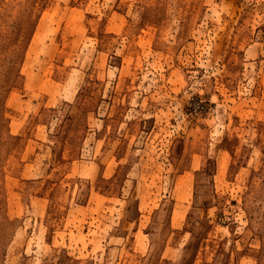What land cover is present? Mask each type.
Masks as SVG:
<instances>
[{
	"label": "rangeland",
	"instance_id": "rangeland-1",
	"mask_svg": "<svg viewBox=\"0 0 264 264\" xmlns=\"http://www.w3.org/2000/svg\"><path fill=\"white\" fill-rule=\"evenodd\" d=\"M0 264H264V0H0Z\"/></svg>",
	"mask_w": 264,
	"mask_h": 264
}]
</instances>
